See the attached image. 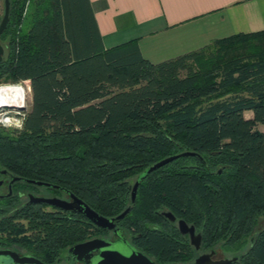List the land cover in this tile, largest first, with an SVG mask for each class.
Returning <instances> with one entry per match:
<instances>
[{"label":"trees","instance_id":"16d2710c","mask_svg":"<svg viewBox=\"0 0 264 264\" xmlns=\"http://www.w3.org/2000/svg\"><path fill=\"white\" fill-rule=\"evenodd\" d=\"M10 18L0 78L29 79L31 104L21 130L0 128V167L60 185L106 217L131 206L124 219L161 260L171 245L147 224L167 210L209 243L254 235L230 264H264V29L152 63L137 39L105 48L89 0H11ZM182 151L201 158L146 172Z\"/></svg>","mask_w":264,"mask_h":264},{"label":"flooded vegetation","instance_id":"af4514ba","mask_svg":"<svg viewBox=\"0 0 264 264\" xmlns=\"http://www.w3.org/2000/svg\"><path fill=\"white\" fill-rule=\"evenodd\" d=\"M10 5L11 0L8 20L0 33V71L12 47ZM4 9L5 4L3 15ZM30 179L42 181L0 167V264H124L122 257L138 253L145 255L154 264H192L202 255H209L211 260L236 257L234 262H237L240 255L250 249L254 239V235L249 233L239 247L225 240L209 243L201 226L183 218L175 217L172 221L163 214L167 210H161L164 218L162 223L147 224L151 238L156 234L161 235L171 245V260H161L144 246V242L148 243L149 240L147 233L133 229L125 217L117 221L113 228L98 227L76 209L66 210L48 202L37 201L60 199L72 202L76 195L60 185L44 181L43 184H37L30 182ZM111 217L114 216L108 218ZM178 219L194 227V236L199 235L197 245L191 242L189 232L179 231ZM79 227L81 231H78ZM220 246L225 254H231L230 257L218 256Z\"/></svg>","mask_w":264,"mask_h":264},{"label":"crops","instance_id":"0c3cea01","mask_svg":"<svg viewBox=\"0 0 264 264\" xmlns=\"http://www.w3.org/2000/svg\"><path fill=\"white\" fill-rule=\"evenodd\" d=\"M89 1L105 48L137 39L152 63L214 38L264 29V0Z\"/></svg>","mask_w":264,"mask_h":264},{"label":"water","instance_id":"95a60500","mask_svg":"<svg viewBox=\"0 0 264 264\" xmlns=\"http://www.w3.org/2000/svg\"><path fill=\"white\" fill-rule=\"evenodd\" d=\"M5 9H4V15L0 21V33L3 31V29L6 26L7 20H8V14H9V0H4ZM20 109H23V106H18ZM183 156H197L201 158L199 153L195 151H182L173 155H169L165 158H162L158 160L157 162L151 164L146 172L150 173L153 170H156L165 164ZM30 182H36L37 184H43L42 181H34L29 180ZM49 184V183H45ZM139 184V180H136L134 184L131 187L130 192V203L132 204L135 201L136 191ZM56 186V185H54ZM74 200L72 202H66L64 200L60 199H38L37 201H44L48 202L50 204H54L57 207H60L62 209H76L79 212H82L90 221H92L94 224H96L98 227L103 228H113L116 225L117 221H120L125 217V215L129 212L130 206H127L122 212L117 214L114 217L108 218L106 216L100 215L97 213L94 209H92L88 204H86L82 199L78 198L77 196H73ZM166 217H168L170 220L174 221L176 218L175 216L169 212L166 211L163 213ZM178 229L182 233L189 232L191 236V242L197 245V241L199 239V235L194 236V227L188 226L187 223L183 219L177 220ZM122 262L124 264H154L149 258H147L142 253H138L136 255H131L129 257H122ZM236 260V257L232 258H224L219 260H211L209 255H202L199 256L192 264H230Z\"/></svg>","mask_w":264,"mask_h":264},{"label":"built area","instance_id":"2783aa9c","mask_svg":"<svg viewBox=\"0 0 264 264\" xmlns=\"http://www.w3.org/2000/svg\"><path fill=\"white\" fill-rule=\"evenodd\" d=\"M30 94L29 79L0 82V128L15 131L23 128Z\"/></svg>","mask_w":264,"mask_h":264},{"label":"rangeland","instance_id":"374dc122","mask_svg":"<svg viewBox=\"0 0 264 264\" xmlns=\"http://www.w3.org/2000/svg\"><path fill=\"white\" fill-rule=\"evenodd\" d=\"M3 6H4V4H3V0H0V17H2V15H3ZM7 82V81H11V79H9V78H5V77H3V78H0V82ZM30 104H31V94H30V96H29V99H28V109H29V107H30ZM249 115V113L248 112H246L245 113V116H248ZM257 128L259 129V130H261V131H264V124H259L258 126H257ZM131 191V190H130ZM261 223V222H260ZM261 227V225H258L256 228H255V232L259 229ZM221 247V246H220ZM245 249V248H244ZM244 249L242 250V251H244ZM218 256L219 257H224V256H226V255H228V257H230V255L231 254H225V252L223 251V248L221 247V248H218Z\"/></svg>","mask_w":264,"mask_h":264}]
</instances>
